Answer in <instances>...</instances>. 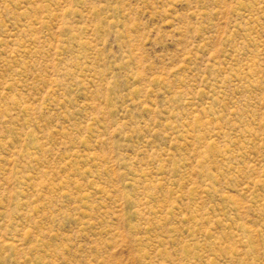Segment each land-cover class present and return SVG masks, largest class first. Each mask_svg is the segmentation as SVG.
Wrapping results in <instances>:
<instances>
[{"label": "rangeland", "instance_id": "obj_1", "mask_svg": "<svg viewBox=\"0 0 264 264\" xmlns=\"http://www.w3.org/2000/svg\"><path fill=\"white\" fill-rule=\"evenodd\" d=\"M0 264H264V0H0Z\"/></svg>", "mask_w": 264, "mask_h": 264}]
</instances>
